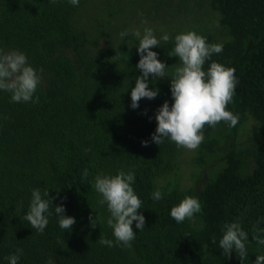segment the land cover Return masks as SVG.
<instances>
[{"label":"trees","instance_id":"1","mask_svg":"<svg viewBox=\"0 0 264 264\" xmlns=\"http://www.w3.org/2000/svg\"><path fill=\"white\" fill-rule=\"evenodd\" d=\"M124 3L131 17L141 11L152 23L168 17L162 30L153 29L158 39L165 32L171 37L152 49L168 65L169 77L150 75L149 88H159V95L142 98L136 109L131 90L142 75L136 67L139 40L131 30L119 40L112 32L126 31L132 20L123 26L117 20ZM211 10L228 38L221 37L223 51L204 69L212 60L235 68L239 83L227 107L239 122L223 143L217 130L224 122L205 126L204 141L190 161L196 183L183 187L184 148L167 138L161 145L152 141L155 114L165 101L174 103L175 36L195 30L216 43L219 30H211ZM184 14L190 26L179 23ZM0 48L18 49L38 72L43 69L33 97L39 96L38 103L11 102V94L0 90V264H9L5 258L17 248L23 250L18 264L49 259L53 264H242L235 250L228 258L219 247L223 225L236 221L249 234L244 264L264 254L251 232L258 220L264 227V0H80L79 6L69 0H0ZM120 169L135 171L133 188L146 219L143 231L133 222L131 248L97 242L103 235L115 243V237L106 223L107 205L98 203L101 196L92 187L94 177ZM34 188L55 198L43 234L23 219ZM157 189L163 194L159 201L152 198ZM186 196L197 197L202 212L178 224L170 212ZM61 204L76 220L71 230L59 227L54 209Z\"/></svg>","mask_w":264,"mask_h":264},{"label":"clouds","instance_id":"2","mask_svg":"<svg viewBox=\"0 0 264 264\" xmlns=\"http://www.w3.org/2000/svg\"><path fill=\"white\" fill-rule=\"evenodd\" d=\"M57 3V0H50ZM73 6H79L80 0H69ZM147 24V21H143ZM129 35V31H121L120 36ZM131 35L139 40L138 51L140 60L136 66L142 75L135 80V87L131 90V107L136 109L142 98L155 99L159 95V88H149V76L155 78L169 77L166 73L168 65L158 59V53L153 51L161 40L165 43L171 39L166 32L158 39L151 27L132 29ZM223 43H209L207 38L198 34L195 30H185L174 38L173 53L179 57V63L171 74V95L174 103L171 105L165 101L156 111L155 119L157 127L152 134V141L161 145L164 140L170 139L178 148L196 150L204 141V128H215L220 122L229 127H235L239 122V116L228 110V105L233 101L235 89L239 83L235 75V68L227 67L212 60L205 71L204 65L210 61L214 54L223 51ZM118 56V53L115 57ZM43 69L39 72L29 64L26 54L18 49L5 51L0 48V90L11 94V102L27 103L39 102V96L35 97L38 86L42 82ZM146 114V111H145ZM143 146H148V141H142ZM83 178L90 175L89 169L85 168ZM136 174L134 170L125 172L120 169L117 174L110 175L99 172L94 177L92 187L100 194L98 201L101 205H107L110 215L107 218V226L113 230L115 243L101 235L97 241L102 246L114 247L121 245L131 248V242L136 237L133 230V222L136 228L145 230L146 219L139 211L142 209V200L133 188ZM153 200L163 198L162 192L157 189L152 193ZM54 197H50L49 191L39 188L32 190L29 208L23 219L30 226L43 234L49 217L53 214L50 205H53ZM19 210V209H18ZM55 214L58 217L59 227L71 230L76 223L74 217L65 215L63 204L55 206ZM202 212V204L197 197L186 196L179 204L172 207L170 215L176 223H182L186 219L193 220L197 213ZM91 225L96 227V218L90 216ZM264 220V218H262ZM261 220L252 226V240L259 246H264V227H260ZM223 235L219 240L222 254L231 258L235 250L242 264L248 258L246 242L249 234L239 221L225 223L222 228ZM212 243H216V237H212ZM23 250L17 248L14 254L7 259L9 264H18ZM48 264H53L49 259ZM254 264H264V254H257Z\"/></svg>","mask_w":264,"mask_h":264},{"label":"rangeland","instance_id":"3","mask_svg":"<svg viewBox=\"0 0 264 264\" xmlns=\"http://www.w3.org/2000/svg\"><path fill=\"white\" fill-rule=\"evenodd\" d=\"M104 1L108 2V0H104ZM92 5H95V7L91 6V8H94L95 10H97L98 6H96V4H92ZM122 5H123L122 7H124V11H123V13L119 14V17H117L118 18L117 20L119 21V24H120V23H123L124 20L132 18L131 21L127 22L128 23L127 27H126L127 31L132 30V29H140L141 32H143L144 27H151V28L158 27V29L162 30L163 27L161 24L164 23L165 25H167V23H168V17H164V16H163V20L160 19L156 23H152V21L150 19H147L145 17L146 14L143 13L142 11H141V13H142L141 16L135 14V15H132V17H131V11H130L129 4L124 3ZM99 10H105V9H99ZM90 11H92V10H90ZM133 13H134V11H133ZM208 13H209L208 15H209V20H210V26L212 28L211 30L212 31L216 30V29L219 30L218 34L215 35V41H216V43H221V41L225 40V39L221 40L222 36H225L226 38H228V35H227L228 32L226 30L224 31L223 27L220 26V24L217 21L218 19H216V17H213L214 15H217L214 11L211 10V11H208ZM145 20L147 21V24L143 23V21H145ZM178 20H179V23L181 25H187V26L191 25L190 16H188L187 14L183 15V19L179 18ZM120 25L123 26L122 24H120ZM112 32L115 34V40L121 39L120 29L119 30L118 29L117 30L112 29ZM229 38H230V36H229ZM105 39L106 38H103V42L105 41ZM247 128H249V127H247ZM230 131H231L230 127L227 124H223L220 127H218L217 133H218V136L221 138L222 143L224 142L225 139H227V133ZM239 138H240V140H242L245 138V136L239 135ZM194 152H195V150H188L185 148L183 150V163H182V169H181L182 170L181 172H183V174H182V176L179 177V180L181 182V185H183V187H187L188 185H193L196 183V181H193L192 177H191V171L194 167L191 166V164H190L191 157H192ZM219 156H221V154H219ZM208 171L210 172V169H208ZM198 180H199V178H198Z\"/></svg>","mask_w":264,"mask_h":264}]
</instances>
